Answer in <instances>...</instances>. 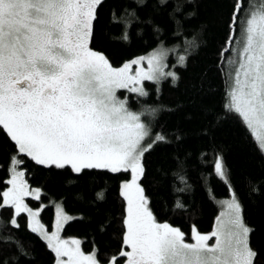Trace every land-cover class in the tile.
<instances>
[{
    "label": "snow or ice",
    "instance_id": "obj_1",
    "mask_svg": "<svg viewBox=\"0 0 264 264\" xmlns=\"http://www.w3.org/2000/svg\"><path fill=\"white\" fill-rule=\"evenodd\" d=\"M135 2L141 8L147 5V0ZM158 2L165 5L168 0ZM102 3L0 0V133L15 148L10 187L0 193V206L14 209L9 223L19 228L15 217L26 213L31 232L45 239L54 253V264H101L96 252L81 250L79 240L61 239L62 225L73 218L59 205L55 230L49 234L37 219L39 211L24 202L31 193L24 172L17 170L23 163L17 156L23 155L38 165L69 167L76 174L92 170L129 174L121 184L126 201L121 248L105 264H257L259 254L250 240L254 230L246 224L235 193L222 202L213 230L201 233L193 225L189 240L179 228L159 222L154 215L140 183L144 157L157 144L169 141L163 134L153 135L142 119L145 113L132 111L117 92L125 89L146 97L145 81L159 84L180 77L165 71V50L113 67L106 55L91 48ZM245 7V0H234L228 22L223 51L231 50L232 55L224 69V108L245 124L264 154V0L248 12ZM182 8L177 3L174 13ZM173 22L179 34L180 21L173 16ZM185 43L196 46L195 40ZM145 61L147 69L142 67ZM178 63L187 67V56H179ZM133 65L138 66L135 72ZM146 111L155 116L158 109ZM214 171L226 176L221 156L214 160ZM35 191L39 199V190ZM176 207L183 205L177 202ZM11 240L2 237L0 243ZM0 264L8 261L0 258Z\"/></svg>",
    "mask_w": 264,
    "mask_h": 264
},
{
    "label": "trees",
    "instance_id": "obj_2",
    "mask_svg": "<svg viewBox=\"0 0 264 264\" xmlns=\"http://www.w3.org/2000/svg\"><path fill=\"white\" fill-rule=\"evenodd\" d=\"M256 1L245 0L244 12ZM177 3L183 5L180 13H174ZM233 4L234 0H168L160 5L158 0H147L141 8L135 0H103L90 46L106 55L113 67L160 44L177 46L187 56V67L175 66L178 81H145L146 97L120 91L129 95L133 109H158L150 115L149 125L153 135L163 134L169 141L145 154L140 183L157 220L179 228L186 240L193 225L201 233L213 229L222 209L219 201L232 191L246 224L254 230L250 240L259 254L257 264H264V154L245 124L224 108V69L232 52L223 49ZM173 16L180 21L179 34ZM192 40L196 46L189 47L185 42ZM14 155L13 143L0 133V193L8 187ZM217 155L223 158L227 179L214 171ZM17 159L23 160L18 166L28 185L40 188L39 199L29 196L26 202L30 208L41 207L40 219L47 229L53 228L55 205L61 202L75 215L64 225V236L79 237L82 249L96 252L102 264L120 250L126 207L121 184L129 174L99 170L76 174L69 167L38 165L23 155ZM177 202L183 207H176ZM13 215L14 209L0 206V238L12 237L7 244L0 243V258L8 264H54L47 241L28 227L27 214L15 217L19 228L9 223Z\"/></svg>",
    "mask_w": 264,
    "mask_h": 264
},
{
    "label": "rangeland",
    "instance_id": "obj_3",
    "mask_svg": "<svg viewBox=\"0 0 264 264\" xmlns=\"http://www.w3.org/2000/svg\"><path fill=\"white\" fill-rule=\"evenodd\" d=\"M257 2H259V0H257L256 1V3ZM251 4H252V1H251ZM91 47V46H90ZM92 48V47H91ZM95 50V49H94ZM157 50H165L166 52H167V55H166V57L164 58V63L165 64H167V68H165V71H175V66L176 65H179V63H178V57L179 56H181V55H183L182 53H179L178 52V47L177 46H174V45H172V46H170V45H166V44H160V45H158L157 47H155V48H153L152 50H150L149 52H147V53H145V54H142V55H138V56H136V57H133V58H131V59H129V60H127V61H125L124 63H126V62H130V61H132L133 59H137V58H139V57H147V56H149V55H151L153 52H155V51H157ZM171 56H173L174 57V61H172V62H170V60H169V58L171 57ZM123 63V64H124ZM123 64H121L120 66H117V67H121ZM137 65H133V72H135V70L137 69ZM142 67H144L145 69H147V61H145L144 63H143V65H142ZM122 90V89H121ZM121 90H118V92H117V95L121 98V99H127V101H128V106L130 107V102H129V95L128 94H126L125 96H122L121 94H120V91ZM125 90V89H124ZM127 91V90H126ZM130 109L132 110V111H135V112H144L145 114H144V116H142V119L146 122V123H148L149 124V122H148V119H150V114L146 111L148 108H144V109H142V110H136V109H133V108H131L130 107ZM151 127V126H150ZM11 167H12V165H11ZM225 169V168H224ZM17 170H19V171H23L24 172V170L22 169V168H20L19 166H17ZM11 178V168H10V176H9V179ZM222 178V177H221ZM8 179V180H9ZM23 179L26 181V178H25V173H24V177H23ZM223 179H227V175L225 176V177H223ZM125 181V180H124ZM27 182V181H26ZM28 184V183H27ZM8 187H10V185H8ZM7 187V188H8ZM28 187H29V192L31 193L30 195H28V196H25L24 197V202L27 204V202H26V197H34L35 198V196H36V191L35 190H39V192H38V195L40 196V188H38V187H31V186H29L28 185ZM7 188H6V190H7ZM5 190V191H6ZM232 191H231V196H228V197H225L224 199H221L220 201H219V204L222 206V209H221V211L223 210V205H222V202L223 201H225V200H229V199H231V197H232ZM57 205H59L62 209H63V211H64V213L66 214V215H69V216H71L72 218L73 217H75V215L74 214H71V213H68V212H66L65 211V209L63 208V205H62V203L61 202H56V205H55V207L57 206ZM29 207V206H28ZM33 209V208H32ZM33 211H39V213H40V211H41V207L40 208H36V209H33ZM220 211V212H221ZM55 213H56V210H55ZM30 219V218H29ZM39 221H40V223H42L41 222V219H40V214H39V217L37 218ZM43 224V223H42ZM66 223H64L63 225H62V230H63V227H64V225H65ZM44 225V224H43ZM174 227V226H173ZM46 228V227H45ZM214 228V227H213ZM46 230L49 232V234L51 233V232H53L54 230H55V221H54V225H53V228L51 229V230H49V229H47L46 228ZM62 230H61V233H60V236H61V239H66V240H69V241H71V240H79L80 242H81V239L79 238V237H76V236H64L63 234H62ZM213 230V229H212ZM211 230V231H212ZM211 231H209V232H207V233H210ZM209 243H212V241H210ZM80 248H81V250L85 253V254H90V253H92V252H94V251H92V252H86V251H84L83 249H82V246H81V243H80ZM102 264V263H101Z\"/></svg>",
    "mask_w": 264,
    "mask_h": 264
}]
</instances>
